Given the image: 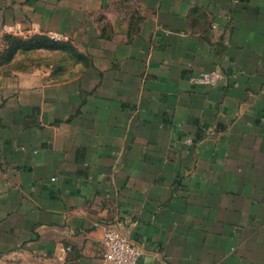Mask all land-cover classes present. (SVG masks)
<instances>
[{
    "label": "crops",
    "instance_id": "1",
    "mask_svg": "<svg viewBox=\"0 0 264 264\" xmlns=\"http://www.w3.org/2000/svg\"><path fill=\"white\" fill-rule=\"evenodd\" d=\"M9 24L73 54L0 64V264H103L108 223L136 264H264V0H0V52Z\"/></svg>",
    "mask_w": 264,
    "mask_h": 264
},
{
    "label": "built area",
    "instance_id": "2",
    "mask_svg": "<svg viewBox=\"0 0 264 264\" xmlns=\"http://www.w3.org/2000/svg\"><path fill=\"white\" fill-rule=\"evenodd\" d=\"M17 24L6 25V34L20 35ZM222 77L219 69L203 70L190 73L187 82L191 85H214ZM101 258L103 264H136L140 254L138 242L127 229H122L117 223H108L104 226L101 238ZM69 247L59 244L54 251V259L63 262Z\"/></svg>",
    "mask_w": 264,
    "mask_h": 264
},
{
    "label": "trees",
    "instance_id": "3",
    "mask_svg": "<svg viewBox=\"0 0 264 264\" xmlns=\"http://www.w3.org/2000/svg\"><path fill=\"white\" fill-rule=\"evenodd\" d=\"M2 40L4 47L0 52V64L9 62L15 53H26L35 49L66 50L70 54H73L71 47L56 39L40 34L21 37L19 35L4 33Z\"/></svg>",
    "mask_w": 264,
    "mask_h": 264
}]
</instances>
